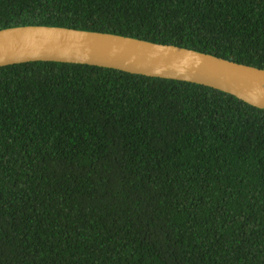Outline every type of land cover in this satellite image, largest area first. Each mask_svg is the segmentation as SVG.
<instances>
[{
  "label": "trees",
  "instance_id": "16d2710c",
  "mask_svg": "<svg viewBox=\"0 0 264 264\" xmlns=\"http://www.w3.org/2000/svg\"><path fill=\"white\" fill-rule=\"evenodd\" d=\"M264 68V0H0ZM0 264H264V109L185 80L0 66Z\"/></svg>",
  "mask_w": 264,
  "mask_h": 264
},
{
  "label": "water",
  "instance_id": "95a60500",
  "mask_svg": "<svg viewBox=\"0 0 264 264\" xmlns=\"http://www.w3.org/2000/svg\"><path fill=\"white\" fill-rule=\"evenodd\" d=\"M37 60L91 64L199 83L264 109V68L109 32L35 24L0 29V66Z\"/></svg>",
  "mask_w": 264,
  "mask_h": 264
}]
</instances>
